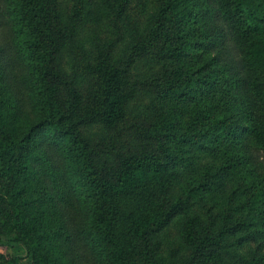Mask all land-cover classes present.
<instances>
[{
	"label": "trees",
	"instance_id": "1",
	"mask_svg": "<svg viewBox=\"0 0 264 264\" xmlns=\"http://www.w3.org/2000/svg\"><path fill=\"white\" fill-rule=\"evenodd\" d=\"M0 264H264V0H0Z\"/></svg>",
	"mask_w": 264,
	"mask_h": 264
},
{
	"label": "rangeland",
	"instance_id": "2",
	"mask_svg": "<svg viewBox=\"0 0 264 264\" xmlns=\"http://www.w3.org/2000/svg\"><path fill=\"white\" fill-rule=\"evenodd\" d=\"M0 254L2 255H9V256H23L24 252L22 249H13L9 246L1 245L0 246ZM19 264H31V261L27 258H24L19 261Z\"/></svg>",
	"mask_w": 264,
	"mask_h": 264
}]
</instances>
